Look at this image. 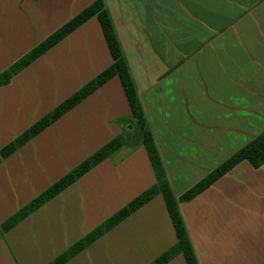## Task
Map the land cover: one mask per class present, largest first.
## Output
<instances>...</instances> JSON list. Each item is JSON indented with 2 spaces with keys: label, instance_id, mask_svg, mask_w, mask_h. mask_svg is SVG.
Masks as SVG:
<instances>
[{
  "label": "crops",
  "instance_id": "crops-1",
  "mask_svg": "<svg viewBox=\"0 0 264 264\" xmlns=\"http://www.w3.org/2000/svg\"><path fill=\"white\" fill-rule=\"evenodd\" d=\"M95 0H0V73ZM199 264H264V0H101ZM113 62L97 15L0 85V148ZM117 74L0 158V264H47L156 183ZM114 138L122 144L42 206L2 224ZM177 241L160 193L63 264H149ZM164 264H186L182 253Z\"/></svg>",
  "mask_w": 264,
  "mask_h": 264
},
{
  "label": "trees",
  "instance_id": "trees-1",
  "mask_svg": "<svg viewBox=\"0 0 264 264\" xmlns=\"http://www.w3.org/2000/svg\"><path fill=\"white\" fill-rule=\"evenodd\" d=\"M95 14L100 21L110 54L113 58V62L106 69L97 74L92 80L75 91L71 96L56 105L48 114L34 122L23 133L14 138L5 146L1 147L0 158L14 151L22 143L35 135L66 110L78 103L85 95L90 93L101 83L106 81L111 76L117 74L121 80L122 86L130 104L132 116L135 118L134 121H136L140 125V129H143V133L141 136L142 142L146 148L151 165L154 169L156 183L130 200L126 205H124L113 215L103 221L100 225L84 235L81 239L76 241L64 252L59 254L47 264H63L74 254L89 245L92 241L112 228L126 216L131 214L135 209L144 204L157 193H160L164 199L172 224L174 226L177 241L173 246L161 253L149 264H164L171 257L178 253L183 254L186 264H199L193 245L187 233L182 215L178 208V199L176 198L169 180L165 174V170L162 165L157 147L154 143L152 134L149 129H146L144 127L143 112L137 98V94L130 77L126 61L122 55L115 31L110 22V18L106 10L103 8L101 0H95L87 5L81 11L71 17L68 21H66L57 30L43 39L21 58H19L8 69L2 71L0 73V85L6 83L14 73L28 65L35 58L48 50L52 45L61 40L68 33L80 26L84 21ZM121 144L122 140L120 138H114L101 146L99 149H97L95 152L81 161L77 166L65 173L61 178L52 183L44 191H42L26 205L20 208L15 214H13L2 224V227L4 229H8L21 218L25 217L32 211L42 206L47 200L60 193L64 188L76 181L81 175L90 170L97 163L102 161L104 158L112 155L120 147ZM244 159L248 160L254 167L260 166L264 163V131L258 134L255 138L250 140L236 152H234L218 167H216L207 176H205L201 181L195 184L194 187L182 194L179 199H190L197 192L208 186L216 178L225 173L236 163Z\"/></svg>",
  "mask_w": 264,
  "mask_h": 264
}]
</instances>
